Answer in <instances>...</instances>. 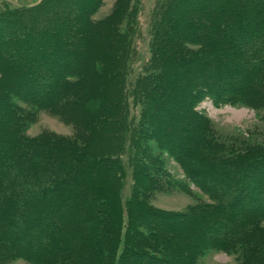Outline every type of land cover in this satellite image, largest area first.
I'll use <instances>...</instances> for the list:
<instances>
[{
	"label": "trees",
	"instance_id": "16d2710c",
	"mask_svg": "<svg viewBox=\"0 0 264 264\" xmlns=\"http://www.w3.org/2000/svg\"><path fill=\"white\" fill-rule=\"evenodd\" d=\"M206 1L179 3H188L184 11L199 17L185 22L183 31L178 29V22L172 21L178 32H166L171 43L168 53L160 49L153 62L166 60L182 36L205 47L203 52H190L175 63L167 62L178 66L177 75L166 64L160 69L155 63L153 68L159 71L142 75L137 82L144 96L142 120L150 114L154 121L142 131L181 165L186 182L211 202L197 204L188 213H167L132 204L133 219L122 244L110 213L101 211L104 204L99 200L100 187L88 179L100 167L110 166L113 159L85 150L76 154L72 147L59 154L49 150L50 141L25 135L27 122L40 110L76 114L88 126H104L108 112L119 103L109 85L122 72L112 67V60L106 65L92 54L93 32L87 27L88 21L85 25L80 22L84 17L77 21L78 27L74 26L82 34L77 41L55 39L49 32L42 37L36 34L38 30L32 34L37 37L22 34L14 39L9 33H0V264L17 259L28 264H65L61 262L64 254L75 248L81 249V254L74 258L81 257L88 264H194V258L210 248L228 251L236 245L248 259L264 261V229L260 226L264 221V179L252 180L256 172L264 178V151L250 159L225 158L213 152V139L196 109L204 98L215 105L253 106L264 96V0L262 8L249 7L247 12L242 6L241 13L235 11L233 20L222 25V31L233 35V40L224 33V39L216 42L209 36L208 24L215 21L214 15L223 13L225 6L206 12L201 10ZM253 16L258 20L253 21ZM16 27L13 21L0 20V31ZM13 57L23 60L17 62ZM57 58L63 62L53 63ZM82 63L90 67L78 69ZM215 66L220 68L219 73L213 70ZM95 77L100 81L93 89ZM85 83L92 86L82 89ZM158 86L162 92L152 97ZM169 103L174 106L170 116L159 119L154 109L163 111ZM147 157L150 162L160 161ZM145 168L149 176L160 179L153 172L156 167ZM44 202L50 208L43 210L47 206ZM58 203L68 206L71 214L55 211ZM100 214L104 216L100 218ZM185 226L187 232L183 231ZM252 229H256L254 233ZM96 232L100 234L94 237ZM90 237L96 238H91V244Z\"/></svg>",
	"mask_w": 264,
	"mask_h": 264
},
{
	"label": "rangeland",
	"instance_id": "374dc122",
	"mask_svg": "<svg viewBox=\"0 0 264 264\" xmlns=\"http://www.w3.org/2000/svg\"><path fill=\"white\" fill-rule=\"evenodd\" d=\"M181 1L183 0H0V20L13 21L18 26L15 30L4 28L2 30L5 31L1 30V34L9 33L11 35L9 38L14 39L22 34L32 35L38 30L36 34L42 35V37L49 32L53 34H51L53 38L57 36L64 40L72 38L77 41L80 38L79 35L82 34L75 30L74 26L78 27L77 21L84 17V20L82 18L80 22L84 21L83 25H85V22L88 21L87 27L93 32L92 54L99 57L97 59L104 61L106 65H111L112 60L114 62L112 67L120 69L122 72V76L116 82H109L119 103L116 109H111L108 112L110 115L107 116V124L104 126L97 123L88 126L83 123V118L77 117L76 114H59L49 109V111L40 110L35 113L34 120L30 119L25 128L27 137L50 141L48 144L50 151L60 154L72 147L76 154L85 150L84 153L99 155L103 159H113L110 166L106 164V167H100L96 174L92 172L87 178L92 181L93 185L100 187L101 197L99 195V200L104 204L101 211L108 210L110 213L108 216L112 218L111 221L115 223L114 226L119 232L118 241L120 244L125 237L129 220L133 219L132 212L130 214L132 204L167 213H188L197 204L211 202L210 198L200 189L186 182L181 165L167 153L160 151L155 139L147 137L142 131L145 127L154 125V121L150 114L142 120L144 96L141 94L143 92H140L138 79L142 75L148 76L152 72L156 74V71H159L156 68L162 69L167 62L175 63L180 57L184 58L191 53L203 52L201 49L205 48L182 36L177 46L174 45L176 47L171 49L166 60L160 62L159 59L158 62H153L156 59L155 55L158 53L159 56L161 50H163V54L168 53L166 50L171 46V43L166 32L171 34L178 32L171 26L172 21L178 22V29L183 31L185 22L199 17L196 14L185 12L188 3L179 4ZM190 1L201 2V0ZM261 3V0H207L201 9L206 12H209L213 7L219 9L225 6L222 9L223 13L214 15L215 21L212 20L213 22L210 21L211 23L208 24V29L211 30L210 38H214L215 42L216 40L222 41L223 34L225 33L226 36L227 33L233 40V35L228 31H222L225 21L231 22L235 11L239 9L240 13L242 12V6H244V11L248 12L252 7L262 8ZM254 16L253 21H257L258 17ZM26 27L31 30L25 31ZM212 27L214 33H212ZM37 35H32V37H37ZM107 57L108 59L105 60ZM18 58L13 57L17 62L23 60ZM61 62L63 60L57 58L53 63L57 65ZM155 63L158 65L153 68ZM89 65L82 63L78 69L88 68ZM166 65L177 75V65ZM71 66L74 68V64L71 63ZM45 68L49 69L46 66ZM213 70L219 73L220 68L215 66ZM1 78L0 72V83ZM95 78L93 89L100 81L98 77ZM17 80L20 81L22 78ZM74 81H76V77ZM86 84H83L85 87L82 89L86 90L92 86V83H89L88 86ZM27 86L24 85V87ZM161 92L162 88L156 87L152 91V97ZM257 103L258 105L253 106L215 105L212 100L207 98L198 103L196 109L202 115L203 127L214 142L211 143L213 152H220L225 158L242 156L240 158L250 159L254 154L264 151V96ZM171 104L169 103L163 111L158 107L157 110L150 107L152 110L150 112L153 114L155 110L159 119L168 118L171 114ZM111 115L113 117L110 120ZM141 121L142 126L140 125ZM185 121L188 122L184 120V123H186ZM181 123L183 124L182 121ZM191 136L194 138V132ZM145 146H150L148 151L143 150ZM147 155L161 162H150ZM185 157L192 158L188 154H185ZM145 165L156 167L153 172L155 175H159L160 179L157 180L154 179V176H149L150 172L147 171ZM87 178L84 179L85 184ZM263 179L262 175L257 172L252 177L253 181ZM150 181L151 183L148 184ZM48 197L47 195L45 199ZM58 204L54 208L55 211L58 210V213L65 216L71 214L68 206L62 205V203ZM46 208H50V205L47 204L42 209ZM103 216L100 214V218ZM87 220V222L92 221L94 217ZM260 226L264 229V221ZM184 228H186L183 230L184 232L189 229L187 226ZM255 230L252 229L251 233H254ZM99 234L96 232L93 236L96 237ZM64 235L67 236L68 232ZM92 237H90L89 244L96 240ZM140 242L143 241L140 240ZM174 242L175 240H172V244ZM143 245L148 251H151L145 246L148 245L147 243H143ZM233 248L228 251L210 248L197 255L193 260L194 264H264V261H256L251 257L248 259L246 257L248 254H245L239 245ZM79 252L81 249L76 248L71 252H66L61 262L83 264L84 261L81 257L74 258L75 255L81 254ZM10 264L28 263L23 259H17Z\"/></svg>",
	"mask_w": 264,
	"mask_h": 264
}]
</instances>
